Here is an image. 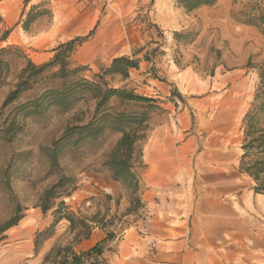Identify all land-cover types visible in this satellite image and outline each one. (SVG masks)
<instances>
[{
    "label": "rangeland",
    "instance_id": "374dc122",
    "mask_svg": "<svg viewBox=\"0 0 264 264\" xmlns=\"http://www.w3.org/2000/svg\"><path fill=\"white\" fill-rule=\"evenodd\" d=\"M33 5V13L43 14L25 30L22 25ZM260 8L264 9V0H217L192 11L174 0H0V49L6 48L0 53V174H8L12 193L25 208L20 221L0 240V264H42L53 244L70 240L68 223L61 220L49 238L41 235L38 247L34 243L53 222L51 210L43 213L36 206L39 196L60 174L76 179V189L57 199L74 210L91 214L99 206L95 201L83 203L85 199L102 193L113 196L109 217L117 233L114 239L131 227H142L148 215L140 208L122 216L129 206L127 190L101 166L119 132L105 130L97 139L65 146L58 165L49 166L43 148L51 146L67 126L85 122L93 100L76 101L66 111L49 106L38 116H24L17 105L36 93L28 92L2 107L27 59L48 62L51 58L47 60L45 52L56 46V40L64 42L90 30L86 43L92 45L80 52L82 43L71 57L73 66L86 65L79 74L91 79L113 57L137 58L138 68H130L126 78L106 79L111 86L154 98L162 108L151 112L140 142L141 193L162 185L157 190L164 197L179 201L161 206L165 213L191 208L198 193L216 196L221 203L238 202L237 209L248 211L238 227L243 235L218 238L222 246L232 241L228 247L236 251L221 250L225 255L221 262L264 264V203L259 197L250 200L256 194L254 182L238 171L242 118L260 85L259 73H264V25L237 18H243L242 11L256 15ZM5 30L9 32L2 39ZM88 53L90 57L84 56ZM12 120L16 130L10 135L4 129ZM218 143L221 147L215 148ZM10 212L11 200L1 189L0 222Z\"/></svg>",
    "mask_w": 264,
    "mask_h": 264
},
{
    "label": "trees",
    "instance_id": "16d2710c",
    "mask_svg": "<svg viewBox=\"0 0 264 264\" xmlns=\"http://www.w3.org/2000/svg\"><path fill=\"white\" fill-rule=\"evenodd\" d=\"M26 3L29 0H24ZM175 4L186 11H192L201 6H212L217 0H174ZM35 5L27 13L22 27L27 30L42 12L33 13ZM252 11H242L243 18L237 20L264 25V9L256 15ZM264 32V28L262 30ZM9 30H5L4 39ZM93 33L79 35L58 43L52 50L53 55L48 62L36 64L27 59L25 66L17 75V80L8 91L2 107L13 104L28 92H36L27 97L17 106L24 116H38L47 107H55L66 111L81 99L93 100V109L89 118L78 124L65 128L61 136L54 140L51 146L43 148L51 168L58 165V156L62 148L68 145H78L87 139L99 138L105 130L119 132L120 136L114 146L105 154L101 166L108 172L113 181H117L127 190L129 206L122 216L136 213L143 206L140 186V169L142 168V148L140 142L145 138L150 114L154 109H162L152 97L134 92L126 87L111 86L106 77L120 75L128 76L130 68H138L139 59L127 55L113 57L108 65L102 66L93 78L88 79L79 74L86 65L73 66L71 57L75 49L85 42ZM6 48H1L0 53ZM144 58H146L144 56ZM53 67L55 70L48 72ZM260 85L257 88L251 107L242 118V153L239 157L238 169L254 182L253 191L264 195V73H259ZM40 85H43L42 87ZM40 86V87H39ZM39 87V90L37 88ZM14 120L10 121L5 132L12 135ZM76 179L71 175L60 174L47 186L39 196L37 205L43 213L51 210L53 222L45 232H39L35 238V246L40 244L39 237L47 239L52 235L55 225L65 220L68 223L67 234L70 237L66 243L53 244L43 258L42 264H107L103 257L105 244L116 236L113 218L109 217L113 196L107 193L93 195L83 203L95 201L99 206L91 214H85L79 208L72 209L63 200L76 189ZM5 191L11 200V212L0 222V240L4 233L15 226L23 217L24 207L12 193L9 176L6 172L0 174V190ZM119 199L115 200L118 205ZM121 216V217H122ZM95 228L103 230L105 237L89 248L77 251L76 247L83 240L89 239Z\"/></svg>",
    "mask_w": 264,
    "mask_h": 264
},
{
    "label": "crops",
    "instance_id": "0c3cea01",
    "mask_svg": "<svg viewBox=\"0 0 264 264\" xmlns=\"http://www.w3.org/2000/svg\"><path fill=\"white\" fill-rule=\"evenodd\" d=\"M153 8H156L155 5ZM63 40L65 39L56 40V45ZM86 41L83 42L80 52L89 47L88 44L92 45ZM45 54L48 60L52 57L53 50L48 49ZM90 55L88 53L84 56ZM219 147L221 145L218 143L215 148ZM161 187L163 186L154 184L151 186L154 190L149 188L142 192V209L148 213L142 220L143 226L131 227L120 238L107 241L103 254L107 258V264H225L221 262L225 258L221 250H232V253L236 251L234 247H228L232 241L222 246L217 244L221 241L218 238L222 235L233 238L243 235L238 227L243 226V217L248 211L244 213L242 209H237L238 202L227 200L221 203L216 196L198 193L191 202V208L173 209V212L165 213L160 211L163 209L161 206L164 207L166 203L177 205L179 201L164 197V194L157 190ZM231 193H234V190ZM258 197L264 203V195L260 193H256L250 200H257ZM168 214L175 217L169 218ZM104 237L103 230L95 228L90 238L83 240L79 246L89 248Z\"/></svg>",
    "mask_w": 264,
    "mask_h": 264
}]
</instances>
